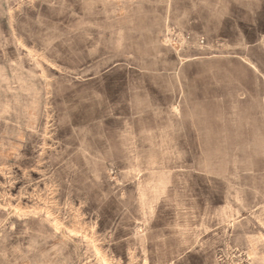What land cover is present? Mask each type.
I'll return each mask as SVG.
<instances>
[{
  "label": "rangeland",
  "instance_id": "rangeland-1",
  "mask_svg": "<svg viewBox=\"0 0 264 264\" xmlns=\"http://www.w3.org/2000/svg\"><path fill=\"white\" fill-rule=\"evenodd\" d=\"M0 264H264V0H0Z\"/></svg>",
  "mask_w": 264,
  "mask_h": 264
}]
</instances>
